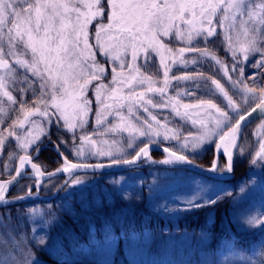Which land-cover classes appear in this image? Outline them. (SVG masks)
I'll return each instance as SVG.
<instances>
[{"label": "rangeland", "instance_id": "obj_1", "mask_svg": "<svg viewBox=\"0 0 264 264\" xmlns=\"http://www.w3.org/2000/svg\"><path fill=\"white\" fill-rule=\"evenodd\" d=\"M106 4V0H101ZM108 11L102 18L107 23ZM98 20L92 22L89 27L90 40L94 43V33ZM216 35L207 38L205 42L202 38H194L189 44L187 41L181 43L173 37L163 38L165 43L173 49L171 56H165L164 66L159 63V58L152 53L147 63L143 58L137 60L139 65L135 68L133 75L137 81L141 75L150 77L154 82L153 87L163 86V73L168 70V86L165 88V96L171 99V104L167 107L152 108L147 105L151 115H155L157 120L165 128L170 129L169 139L165 140L163 134L155 138L150 136L136 135V130L144 125L145 120L153 124L150 115L144 112L141 102L137 101L136 107L132 109L135 115H129L128 102L124 100L113 101L108 96L102 97L105 105L97 103L95 96L96 85L103 83L107 87L105 91H110L113 87L119 88L118 95L126 96L129 92L127 84L113 86L111 84L112 74L109 68L113 64L110 57L103 56L94 48L95 60L104 69V74L100 80H93L86 89V97L91 101L90 112L86 122L82 127H76L75 132H71L63 125V121L57 122L56 116L51 117L52 123L48 124L42 117H32L24 129L18 125L13 128V122L18 118L23 119L21 113V101L27 107L37 106L33 103L39 93L38 81L30 72L23 68H18L17 79L10 82L7 91L14 97L15 104L7 100V97L0 95V181L12 178L17 171V163L22 155H36L35 162L44 171L62 170L65 166V158L68 162L76 163H100L114 164V159H119V152L124 158L132 159L140 147L148 144H160L167 146L179 154H184L192 160L199 161L204 167H211L216 163V152L214 143H206L201 148L193 150L182 145L185 139L191 141L196 137L201 129V123H206L209 128L213 127L212 115H218L214 109H208L206 103L211 100L222 111L227 112L232 118V123L238 122L239 114H247L253 107L260 103V97H264V68L253 66V62H259V54L250 55L247 61H243V53L236 52V66L243 67L242 80L249 88H254L253 93H245L240 87H233L232 81L239 78L238 72L232 71L234 64L233 52L229 50L224 40V29L217 27ZM197 47L207 49L209 55L202 56L197 51L178 52L180 47ZM215 56L222 64L211 59ZM10 65L14 68V58L6 57ZM27 58V57H22ZM177 58L179 60L177 61ZM177 62V67L172 66ZM224 66L228 68V76L224 75ZM173 67V68H172ZM128 75L127 65L124 70ZM27 77V79H25ZM180 77V79H175ZM231 77V81L229 80ZM215 80L227 92L231 98L235 110L228 107L227 99L216 90L212 81ZM148 84L143 85L133 82V88L137 92H144L147 98H152L153 103L160 104V96L153 92L146 91ZM34 91L37 96H34ZM214 93V94H213ZM146 103V101H145ZM179 110L180 115L173 108ZM183 105L189 107L185 109ZM43 108V105H40ZM103 109L104 116L101 124H96V114ZM49 112L54 110L49 109ZM139 117V119H137ZM195 121V123H193ZM128 129V130H126ZM10 131H15L16 135H9ZM31 132L35 139L27 149H21L17 143ZM130 132L136 135L132 141L133 146L129 147L131 140ZM175 133L176 138L172 139ZM88 136L95 142L93 146L88 141H83L82 155H77L76 149L81 146L82 137ZM264 116L248 123L244 129V137L237 152L235 171L229 179L219 177H208L197 173H192L186 169L171 168L173 164L165 167H143L137 166L122 172L105 175H71L66 174L60 178L50 180L45 183L42 194L45 200L25 203L18 206L0 210V238L7 240V233L19 239L25 237L26 249L31 253L33 261L44 264L41 261L42 252L67 260V243H71L78 235L73 229L81 227L79 230L85 231L83 226L89 225V230L97 232L110 231L115 223L123 224L128 219L135 217V214L148 216L150 212L166 217L169 227H178L180 218H185V214L193 213L197 217L203 216L207 221H212L215 216L224 217L221 225L232 232L246 234L249 238L258 237V241L251 248L257 250V264H260V245H264V235L261 229L264 228V160L256 157V152L260 149V144L264 143ZM109 150L112 156L96 155L95 150ZM167 155L160 152L153 153L150 158H145L144 164H152V161L159 163ZM256 160L254 164L252 161ZM198 162V163H199ZM162 164V163H160ZM226 166V159L222 158V164L218 172H223ZM26 174H35L31 166ZM72 177H78L83 182L73 185L66 183ZM208 185L203 189L204 185ZM39 186V180L32 178L20 181L11 191L9 199H16L27 194H34ZM203 189V190H202ZM211 195L215 198V203H207V197ZM189 199H194L200 203L199 207H190L187 204ZM85 205L87 207H85ZM258 217L259 223L250 226L246 223L249 218ZM10 218V219H9ZM226 222V223H225ZM202 232V231H200ZM174 234H177L176 232ZM98 235V234H97ZM177 239H170L172 243H177L180 252L183 254L176 258V264H220L228 259L233 264H240L239 258L233 254L225 256L226 250L221 249L217 253H206V248L211 243V237L207 235H197L192 233H178ZM43 238V243L40 242ZM104 237L98 235L100 243H93L76 251V255L91 256L108 262V256L116 248V242L103 241ZM174 241V242H173ZM169 252L175 251V246L167 245ZM236 252H243L244 256L250 253L246 250L237 249ZM137 254L145 256L144 251ZM23 255V253H21ZM51 255V254H50ZM188 255V256H187ZM8 250L0 245V264H8ZM139 262L146 261L142 258ZM155 260H149L143 264H155ZM167 263V260H165ZM169 263V261H168Z\"/></svg>", "mask_w": 264, "mask_h": 264}, {"label": "snow or ice", "instance_id": "obj_2", "mask_svg": "<svg viewBox=\"0 0 264 264\" xmlns=\"http://www.w3.org/2000/svg\"><path fill=\"white\" fill-rule=\"evenodd\" d=\"M105 8L108 11L107 23L100 19L105 14ZM98 19L94 43H91L90 40L93 38L90 37L89 27ZM217 27L224 29V40L229 50L233 52L232 71L239 73V78L232 81L233 87L242 85L243 92L253 93L255 89L249 88L242 80L243 67L236 66L239 62L236 52L238 50L243 53V61H247L250 55L259 54V62L254 61L253 66L264 68V0H106V4H102L101 0H0V95L7 97L8 101L15 104L14 97L7 88L10 82L14 83L17 79L18 68L30 72L38 81L39 87L38 96L34 91L37 99L33 103L37 106L29 108L25 102L21 101L20 111L23 113V119L18 118L14 121L13 128L18 125L20 129H24L32 116L42 117L50 124L53 115L56 116L57 122L62 120L63 125L73 133L76 127H82L89 115L91 104L86 97V89L91 81L100 80L105 71L95 60V48L103 56L110 57L116 65L112 68L111 84L116 86L126 83L129 88L126 96H120L119 88L113 87L110 91H105L108 86L100 83L95 87L97 103L105 105V100L102 98L104 96H108L114 102L124 100L128 102L129 115H135L132 109L136 107L137 101L141 102L144 112L149 113L150 120L155 121V124L145 120L146 127L137 129L136 135L155 138L163 134V138L167 140L170 138L171 130L161 125L155 115H151L147 105L156 108L171 104V99L165 96V88L169 80L168 70L165 68L163 73V86L156 88L153 87L154 82L150 77L141 75L137 81L136 76L133 75L134 71H139L135 68L137 60L143 58L147 63L150 55L155 53L163 67L165 56H171L173 53V49L165 43L163 38L174 36L181 43L187 41L189 44L194 38H202L206 42L207 38L216 35ZM188 50L200 52L202 56L209 55L206 48L200 49L195 46L190 49L180 47L178 52L183 54ZM6 57L14 58L15 65L18 67L14 68L10 65ZM211 59L222 64L215 56H211ZM126 65L127 76L124 74ZM223 70L224 75L228 76L227 66H224ZM229 80L231 81V77ZM133 82L141 85L147 83L146 91L158 93L161 103H153L152 98L146 99L143 91L137 92L133 88ZM212 83L216 90L227 99L228 107L235 110L227 92L215 80ZM201 103H206L208 109H214L215 113H218L211 116L214 122L213 127L209 128L202 122L198 135L191 141L185 139L182 147L185 149L191 147L195 150L206 143L215 142L216 152L222 151L226 157V166L221 171L231 172L233 149L236 148L240 123L233 124L228 113L218 108L211 100L201 101ZM40 105H43V108ZM183 107L187 109L189 106L183 105ZM173 108L177 111V115H180L175 105ZM256 108L264 113V97H260V103L248 114L251 115ZM49 109L54 112L50 113ZM104 114L103 109L97 112L95 117L97 125L101 124ZM243 119L244 115L239 114L238 120ZM9 135H16V133L10 131ZM136 135L130 132L129 147L133 146L132 141L135 140ZM171 138H176L175 133ZM35 139L37 137L28 132L22 141L18 138L17 143L23 150L27 149ZM83 141L95 145L90 137H82L81 146L76 149L78 156L82 155ZM147 143L139 148L132 159L124 158L123 153L119 152L120 158L112 162L132 164L142 157L150 158ZM163 152L168 155L159 163H193L188 156L178 154L168 147L163 148ZM95 154L112 156L109 150L96 149ZM255 155L264 160V143L260 144V149ZM252 162L255 164L256 160L253 159ZM25 165L31 166L37 178L44 175L27 154L19 157L20 169H24ZM90 167L95 170L105 165L71 163L65 158L63 172L73 173ZM210 171H217L215 162ZM16 176L20 177L21 172L17 171ZM82 182L80 178L72 177L66 183L76 185ZM12 183L11 179L6 183H0V203L6 201V191ZM207 187L208 185L205 184L203 189ZM203 202L215 203L216 201L209 195L206 201H201ZM187 204L190 207L201 206L194 199H189ZM259 222L258 217L249 218L246 221L250 226H255ZM260 234L264 235V228L261 229ZM7 236V240L0 238V245L8 250V264H39L38 261H33L31 253L27 251L25 237L21 236L17 239L11 232L7 233ZM40 242L43 243V238ZM259 247L260 264H264V245ZM246 251L250 253L248 256L229 247L225 256L233 254L239 258L240 264H257V250L250 246ZM220 264H225V261H221ZM226 264H233V261L228 259Z\"/></svg>", "mask_w": 264, "mask_h": 264}, {"label": "trees", "instance_id": "obj_3", "mask_svg": "<svg viewBox=\"0 0 264 264\" xmlns=\"http://www.w3.org/2000/svg\"><path fill=\"white\" fill-rule=\"evenodd\" d=\"M142 214V213H141ZM136 213L135 217L128 219L125 223H115L110 231L97 232L89 230V225L83 226L85 231L73 230L78 233L71 243H67V260L53 255L52 253L42 252L41 261L44 264H143L144 262L155 260V264H176L175 260L183 254L178 248L177 243H172L170 239H177L178 233H192L195 236L207 235L211 237V243L206 248V253H217L219 250H227L229 247L246 249L258 241V237L249 238L246 234L232 232L227 227L224 228V217L215 216L212 221L205 220L203 216L197 217L193 213L185 214V218H180L177 222L178 227H169L166 217L150 212L148 216H141ZM226 223V222H225ZM202 231V232H200ZM177 234H174V233ZM104 237L103 241L116 242V250L108 256V262L91 256L76 255V251L89 246L93 243H100L98 235ZM174 242V241H173ZM175 246L174 252H169L167 247ZM144 251L145 256L137 254ZM51 254V255H50ZM188 256V255H187ZM142 258L146 261L139 262ZM167 260V263H165ZM169 261V263H168Z\"/></svg>", "mask_w": 264, "mask_h": 264}, {"label": "water", "instance_id": "obj_4", "mask_svg": "<svg viewBox=\"0 0 264 264\" xmlns=\"http://www.w3.org/2000/svg\"><path fill=\"white\" fill-rule=\"evenodd\" d=\"M217 32V29H216ZM264 113L260 112L259 108H256L255 112H251V115H249L248 113L246 115H244V119L243 120H239L238 122L240 123V129L238 132V139H237V144H236V148L233 149V161H232V171L228 172L226 170H224L223 172H218V162H216L217 164V171L216 172H212L210 171L211 167H204L202 165H200L198 162H196L195 160H193L192 164H173L172 166H169L171 168H183L186 169L192 173H197V174H201V175H205L208 177H219L222 179H229L230 177L233 176L234 173V163H235V156L237 154V150L239 148V145L241 144V141L243 139V134H244V129L245 127L248 125L249 122L258 119L257 117H263ZM34 117V116H32ZM30 117L29 120L32 118ZM27 124H25L26 126ZM149 147V156H151L153 153L155 152H160L162 154H166L167 153L163 152V148H165L166 146L160 145V144H148L147 145ZM171 150V149H170ZM216 151V149H215ZM222 152V151H221ZM220 152V153H221ZM220 153H217V158L219 157ZM30 160L32 161V163H35L34 161L36 160L37 156L36 155H28ZM191 159V158H190ZM145 160L144 157H142L140 160L136 161L135 163L132 164H103L105 165V167L103 168H99V169H95L93 170V168H88V169H80L78 171H74L73 173H65L62 170H55V171H50V172H44L43 169L37 165L40 168V170L44 173V175L42 177L37 178L36 174H26L27 169L29 168L28 166L30 165H25L24 169H20L19 167V161L17 163V171L21 172V176L17 177L16 173L15 175L10 178L13 183L9 186V188L6 191V201L4 203H0V209L3 208H7V207H11V206H17V205H21L24 203H29V202H34L37 200H45L47 198H45L41 192L43 189V186L45 184L46 181L54 179L56 177H60V176H64L66 174H71V175H80V174H90V175H96V174H112V173H118V172H122L124 170L127 169H133L136 168L137 166H143V167H147V166H151V167H165L167 165H163L160 163H152V164H144L143 165V161ZM75 163V162H72ZM89 165H96V164H100V163H87ZM16 171V172H17ZM28 178H32V179H39V188L37 189L36 193L34 194H27V195H23L20 196L16 199H9V195L12 191V189L22 180L24 179H28ZM10 179L8 180H3L0 181V183H6L8 182Z\"/></svg>", "mask_w": 264, "mask_h": 264}, {"label": "flooded vegetation", "instance_id": "obj_5", "mask_svg": "<svg viewBox=\"0 0 264 264\" xmlns=\"http://www.w3.org/2000/svg\"><path fill=\"white\" fill-rule=\"evenodd\" d=\"M178 60H179V58H177V61H178ZM173 64H174V65H177V62H175V63H173ZM136 65L138 66L139 63L137 62ZM172 66H173V65H172ZM108 70H110L109 74H112L111 68H109ZM153 94L156 95V96H159L158 93L153 92ZM214 152H215V151H214ZM222 158H225V159H226L225 155L221 152L220 155H219V157H218V158L216 157V160H217V162H218L219 169H220L221 164H222ZM235 165H236V161H235ZM235 165H234V166H235Z\"/></svg>", "mask_w": 264, "mask_h": 264}, {"label": "bare ground", "instance_id": "obj_6", "mask_svg": "<svg viewBox=\"0 0 264 264\" xmlns=\"http://www.w3.org/2000/svg\"><path fill=\"white\" fill-rule=\"evenodd\" d=\"M174 63H175V62H174ZM175 66L177 67V65H174V64H173V67H174V68H175ZM173 67H172V68H173ZM165 155H166V154H165Z\"/></svg>", "mask_w": 264, "mask_h": 264}]
</instances>
